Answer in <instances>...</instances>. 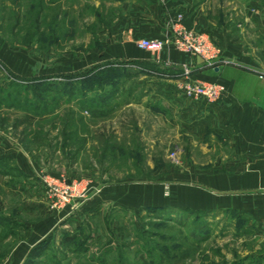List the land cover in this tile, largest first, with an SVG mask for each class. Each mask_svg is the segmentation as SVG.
<instances>
[{
	"label": "rangeland",
	"instance_id": "1",
	"mask_svg": "<svg viewBox=\"0 0 264 264\" xmlns=\"http://www.w3.org/2000/svg\"><path fill=\"white\" fill-rule=\"evenodd\" d=\"M132 2L0 0V264L44 240L39 264H264V213L184 206L186 170L232 157L164 107L192 67L109 58ZM226 14L231 33L254 31L244 9ZM180 20L172 38L189 32Z\"/></svg>",
	"mask_w": 264,
	"mask_h": 264
},
{
	"label": "crops",
	"instance_id": "2",
	"mask_svg": "<svg viewBox=\"0 0 264 264\" xmlns=\"http://www.w3.org/2000/svg\"><path fill=\"white\" fill-rule=\"evenodd\" d=\"M239 7L253 32L243 24L239 34L229 30L234 21L226 13ZM215 13H220L224 23L216 21ZM178 17L182 19L178 28L202 37L219 50V58L207 63L166 48L160 62L191 66L194 83H217L222 91L217 101L189 98L178 79L180 85L163 89L162 94L169 97L164 107L177 111L182 127L195 132L200 141L219 136L232 154L228 161L216 160L211 169L186 170L190 180L183 186L184 206L193 210L230 206L264 213V207L256 204L258 199L264 201V0H133L109 30V58L145 61L137 42L172 38L171 22ZM198 194L201 199L193 197ZM260 221L264 225V214Z\"/></svg>",
	"mask_w": 264,
	"mask_h": 264
},
{
	"label": "built area",
	"instance_id": "3",
	"mask_svg": "<svg viewBox=\"0 0 264 264\" xmlns=\"http://www.w3.org/2000/svg\"><path fill=\"white\" fill-rule=\"evenodd\" d=\"M177 37H168L165 40L159 39H141L137 42L140 50L151 51L154 53H162L166 48L175 50H183L185 52L202 58L205 62L210 63L212 60H218L219 50L214 49L211 45H207L206 41L191 32L180 31ZM222 88L217 83H188L184 87V94L189 98H205L209 102L220 99Z\"/></svg>",
	"mask_w": 264,
	"mask_h": 264
},
{
	"label": "trees",
	"instance_id": "4",
	"mask_svg": "<svg viewBox=\"0 0 264 264\" xmlns=\"http://www.w3.org/2000/svg\"><path fill=\"white\" fill-rule=\"evenodd\" d=\"M56 84L52 83V84H48V89L49 88H56L55 87ZM47 89V88H46ZM63 244L65 246H69L71 244H73L75 242V236H70L67 234V236L64 238L63 240ZM49 242L48 240H44L41 244L35 246L32 248V250L30 251L29 255H28V258L26 260V262L24 264H39V260L41 258H43V255L46 254L47 252V249L49 247Z\"/></svg>",
	"mask_w": 264,
	"mask_h": 264
}]
</instances>
